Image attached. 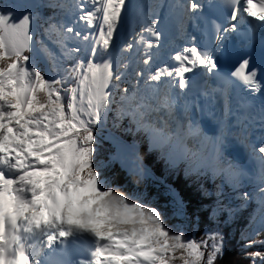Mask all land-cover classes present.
<instances>
[{"label":"snow or ice","instance_id":"snow-or-ice-1","mask_svg":"<svg viewBox=\"0 0 264 264\" xmlns=\"http://www.w3.org/2000/svg\"><path fill=\"white\" fill-rule=\"evenodd\" d=\"M10 4L14 10L0 8V264H33L21 222L33 231L55 229L47 236L52 243L57 234H73L74 216L84 221L75 228L96 238L94 264H170L166 254L176 250L186 253L180 257L183 264H215L225 240L219 217L227 212L232 220L253 199L239 191L245 179L258 188L252 222L257 216L259 222L252 236L242 234L244 246L264 247L258 239L264 236V0H155L146 15L144 5L133 0ZM44 7L57 9L44 32L59 56L35 38ZM41 56L50 68L38 69ZM209 90L235 92L240 107L256 113L250 120L248 115L238 119L241 132L235 136L257 161L256 174L225 158L230 135L225 124L212 138L191 120L187 105L178 113L177 99L197 92L207 97ZM161 96L167 119L150 121L160 108L143 101ZM113 104L114 127L127 118L130 126L124 130L132 132L134 125L133 135L146 133L150 150L163 149L174 138L192 140L198 148L185 143V158L191 153L211 159L213 177H225L231 192L217 186L211 211L217 227L210 244L170 235L157 210L108 188L102 171L108 165L102 160L94 165L93 133L103 131ZM257 117L260 134L254 141L244 121ZM164 128L173 130L165 135ZM108 139L119 148L111 159L138 157L135 139L130 145L111 133ZM169 163L175 167L171 154ZM205 167L194 171L204 174ZM5 170L19 173L18 178H9ZM144 174L142 165L132 169L134 176ZM221 198L241 203L233 208ZM64 224L68 227L61 228ZM100 235L107 244H100ZM249 257L252 264H264V251Z\"/></svg>","mask_w":264,"mask_h":264},{"label":"trees","instance_id":"trees-1","mask_svg":"<svg viewBox=\"0 0 264 264\" xmlns=\"http://www.w3.org/2000/svg\"><path fill=\"white\" fill-rule=\"evenodd\" d=\"M5 2V0H0V5L4 6L3 3ZM116 100L118 103L119 97ZM115 107L116 105L113 104V110L108 113L105 130L110 128L118 131L131 139L132 143L135 139L139 145L138 155L141 157L142 162L151 168L159 182L147 173L142 178L134 176L122 166V163L111 159L113 157L112 145L102 135L104 130L102 132L94 131L93 161L94 165L100 160L108 165L102 170L108 188L113 192L119 191L125 194L133 202L140 203L142 207H152L157 210L161 214L162 221L170 235H181L185 243L194 240L200 244H210L211 237L217 227L211 219V211L217 202L218 181L213 182L203 174L189 173L183 165L174 169L166 166L160 157V150L154 148L155 152H153L147 149V145L143 143L144 138L141 132H136L133 135L134 130L132 132L124 130L130 126L127 118L121 122V127L113 126ZM143 136L145 137L144 133ZM99 182L100 177H98V184ZM221 199L224 204L233 208L241 203L240 200L234 198L231 199L230 203L227 198ZM257 208L256 204L250 203L232 220L229 219L227 212L219 217V229L225 238V245L223 255L218 257L219 259L217 258L215 264H252L249 253L264 251V247L259 246L245 248L246 241L242 236V234L250 236V230L254 225L252 216L256 214ZM225 216L231 221L228 236L221 228L225 222ZM258 239L264 240V236H259ZM182 255H186V253L176 250L167 253L166 258L170 261V264H183L180 259Z\"/></svg>","mask_w":264,"mask_h":264},{"label":"bare ground","instance_id":"bare-ground-1","mask_svg":"<svg viewBox=\"0 0 264 264\" xmlns=\"http://www.w3.org/2000/svg\"><path fill=\"white\" fill-rule=\"evenodd\" d=\"M141 1L143 2V5H144V9H143V13H142V14L145 15V14H147V12H148V7H149L151 4H153L155 0H133V2L138 3V4H140ZM0 8H1V7H0ZM42 24H43V23H42ZM44 25H45V24H44ZM46 26H47V25H46ZM36 37H37V36H36ZM50 49H52V48H50ZM55 53H56V51H55ZM117 98H118V97H117ZM149 101H151V102H149L148 104H151L153 108H160V111H159V112H152V113H151L150 121H152V120H155V121H163V120H166V119H167V112H166V110H165L164 108L161 107V105L164 103V100H163L162 96L159 97V98H157V99H155V100H149ZM182 102H183V103H180V106H181L182 108H184L185 105L188 106V108L190 109V114H191L190 117H191V120H192L193 122H195V123H198V124H200V125H203V124L206 122V120H211V122H213V123H217V121L220 120L219 117H214L213 115L210 116V112H209V110H208V104H206V105H202V104L200 103V101H199L198 104H197V103H195V101H191V102H189L188 100H182ZM211 105H212V104H211ZM163 111L166 112V117H165V119L161 116V113H160V112H163ZM182 113H183V111H182ZM182 113H181V115H182ZM158 126H160V127L163 128V125H162V124H159ZM227 130H228V132L231 134L230 129L227 128ZM163 131H164V133H165V132H166V128H164ZM219 131H220V128H219ZM219 131L217 132L216 135H215V134H209V135H207V136L212 137V138H215L216 136H218V135L220 134ZM233 134H236V132H235L234 130H233ZM259 134H260V133H259L258 130H256L254 133H251V137H252V139L255 141V140H256V137H258ZM205 135H206V134H205ZM229 136H230V135H229ZM185 143H187V146H188L189 149H195V147L191 144V143H192L191 140H188L187 142H185L183 139H179V140H177V139H175V138H174L172 141H170L168 144H166L164 147H168V146L171 147L170 150H169L168 148H166V150H167V152H169V154L173 155V151H172V150L175 151L176 149H178L179 146H182V145L185 146ZM234 146H236L235 142L232 141L231 138H229V141L227 142V145H226V147L224 148V156H225V158H226L227 160L231 161L232 163L238 165V166L241 167L242 169H245V170L248 171L250 174H253V173L255 172V170H256L257 165H255V166L253 167L252 164L250 163V158L248 159V156H249L248 150L245 148V149H246L245 152H246V154H247V161H245V163L243 164V163H240V162L234 160V159L230 156V152H229V150H230V148H232V147H234ZM257 146H259V145L257 144ZM154 148H157V147H153V149H154ZM157 149L161 151V154L163 153L161 148H157ZM171 149H172V150H171ZM179 150H180V152H182L181 148H180ZM255 162H257V161H255ZM253 165H254V164H253ZM11 173L13 174V177H14V178H18L19 173H15V172H11ZM25 195H26V198H27V199H30V198H31V194H30V192L25 193ZM44 217H45V218L47 217V212H44ZM71 223H72V225H73V234H72V235H74V234H78V233H80V232H84V231H81V230H77V229L75 228V225H76V224H82V223H84V221H81V220H79L78 218H76V217L74 216V217L71 219ZM22 224H23V222H21V225H20L21 229H22ZM88 224H89L90 227H95V228H98V229H99V228H102V226H103L102 223H97V222H95V221H88ZM58 227H60V226H58ZM67 227H68L67 224L61 225V228H67ZM27 229H28V230H32L30 224H28ZM50 230H52V231H56L55 229H50ZM33 234H34L35 236L38 237V236L40 235V230L35 231ZM21 235H22V237H23V243L25 244V241H26V240H25V239H26V235L23 234V230H22V232H21ZM72 235H70V236H72ZM99 239H103V240L105 241V243H108L107 237L104 238L103 235H100ZM104 259H106L105 256H104V258H103L102 260H104ZM91 264H94V262L91 263Z\"/></svg>","mask_w":264,"mask_h":264},{"label":"rangeland","instance_id":"rangeland-1","mask_svg":"<svg viewBox=\"0 0 264 264\" xmlns=\"http://www.w3.org/2000/svg\"><path fill=\"white\" fill-rule=\"evenodd\" d=\"M6 2H5V6H1L0 5V7L1 8H3L4 10H6V11H10V10H14V8L12 7V5L10 4V0H5ZM154 3H155V1H154ZM153 3V4H154ZM153 4H151L149 7H148V11H149V8L153 5ZM55 13H57V12H54V14ZM146 15V14H145ZM41 17H42V19L40 20V22H39V27H38V30H37V33H36V36L38 35V34H42L43 33V28L45 29L47 26V24L45 23V22H43L44 20V18H43V13L41 12ZM51 17V16H50ZM43 23V24H42ZM45 24V25H44ZM36 39H37V37H35ZM52 49H51V51L53 52V54L55 55V54H57V51L54 49V47H51ZM55 51H56V53H55ZM47 62V60H46V58L45 57H43V56H41V58H40V61H39V63H42V64H45ZM38 63V64H39ZM139 102V101H138ZM143 103H146V101H143ZM168 131H170V129H168ZM116 146V150H115V155L117 156V154H118V151H119V148H118V145L117 144H115ZM169 147V146H168ZM169 148H171V147H169ZM163 153H164V155L165 156H167V158H168V161H169V152H167V150H166V147H163ZM172 150V149H171ZM179 152H180V150H179ZM180 153H182V152H180ZM172 158L176 161V164H178L179 162H181V161H183L185 158H184V154H182V155H180V156H178L177 155V153H175L173 156H172ZM115 161L116 162H119V163H122V166L123 167H125V169H127V171L128 172H130V173H132V169L135 167V166H137V165H142L143 166V164H140L141 162H140V160H138L137 159V157H135V158H124L123 160H121L120 158H117V159H115ZM198 161H200V159H198L197 160V156H195L194 157V160H192L190 163H189V165H188V170H190V171H194V169H197V168H200L202 165H204V166H206L204 169H203V171H206V172H209V173H211L212 174V172L211 171H207L208 169H207V167H208V164L207 163H205V161L204 162H202V163H199ZM175 164V165H176ZM254 164V165H253ZM252 166H255V161H252ZM143 168L145 169V167L143 166ZM258 170H259V165H258ZM256 172H257V167H256V170H255V172L253 173V175L254 174H256ZM213 176V175H212ZM216 177H222L221 175L220 176H216ZM216 177H213V178H216ZM223 178V180H224V177H222ZM250 182H252V181H250V180H247V179H245L244 180V183H243V187L241 188V189H243V188H245L246 186H247V184H249ZM224 183L226 184V182H225V180H224ZM254 183V182H253ZM227 185V184H226ZM254 192H255V195H257V193H258V188H257V186H256V188L254 189ZM82 194H90V193H82ZM42 215L44 216V214H43V212H42ZM231 223V221L229 220L228 221V223L227 224H230ZM102 228H103V226H102ZM230 228L229 227H225V230H229ZM254 234V233H253ZM104 238H106L105 236H104ZM118 258H122V257H118ZM127 259H131L130 257L129 258H127ZM141 259H142V257H141ZM219 259V258H218ZM237 259V258H236ZM122 260V259H121ZM217 261V260H216ZM219 262V261H218Z\"/></svg>","mask_w":264,"mask_h":264},{"label":"water","instance_id":"water-1","mask_svg":"<svg viewBox=\"0 0 264 264\" xmlns=\"http://www.w3.org/2000/svg\"><path fill=\"white\" fill-rule=\"evenodd\" d=\"M235 156L240 160L243 161L244 160V156L242 153H239L237 150L235 151Z\"/></svg>","mask_w":264,"mask_h":264}]
</instances>
